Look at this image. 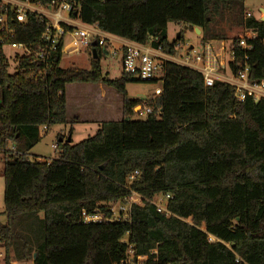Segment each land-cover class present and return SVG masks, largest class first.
<instances>
[{
  "label": "trees",
  "instance_id": "trees-1",
  "mask_svg": "<svg viewBox=\"0 0 264 264\" xmlns=\"http://www.w3.org/2000/svg\"><path fill=\"white\" fill-rule=\"evenodd\" d=\"M244 1L76 0L83 24L168 54L183 42L181 33L168 40L169 22L197 28L204 43L226 40L211 29L215 17L226 15L231 25L256 32L249 49L229 40L235 55L229 66L235 71L245 61L249 79L258 82L264 21L245 11ZM46 23L28 13L12 40L37 53ZM61 47L60 41L46 60L19 58L13 72L0 54L4 264H118L128 249L141 264H264V98L239 101L232 85L205 86L199 72L169 62L151 113L138 118L133 108L143 98L129 99L126 84L141 80L123 71L104 75L105 46L96 44L89 69L61 68ZM68 83L113 88L122 95L121 119L99 122L78 143L65 142L76 122L66 115ZM67 124L68 136L55 143L57 158L29 159L43 127ZM131 191L148 200L168 195L169 214L143 201L131 206L129 221L82 222V211L109 217L107 205L122 203Z\"/></svg>",
  "mask_w": 264,
  "mask_h": 264
},
{
  "label": "built area",
  "instance_id": "built-area-1",
  "mask_svg": "<svg viewBox=\"0 0 264 264\" xmlns=\"http://www.w3.org/2000/svg\"><path fill=\"white\" fill-rule=\"evenodd\" d=\"M28 13H34L47 20L45 31L40 39L42 45L39 52L35 53L31 47L23 43H18L12 39L16 35L15 25L26 20ZM65 14V16H64ZM76 0H51L46 4H41L35 0H0V54L9 64L10 61L18 67V59L21 57L35 56L39 60H46L51 52L56 50L57 44L61 41V53L63 49V39L66 34L76 38L81 47H88L93 41L100 47L105 46L113 37L101 31L96 25L83 24L78 18ZM249 16V14H247ZM66 27H65V26ZM241 33L235 35L237 44L243 49H249V41L256 39V32L253 29L242 26ZM225 40H208L201 43V50L185 42H177L174 49L176 54H168L160 47L152 48L133 41H121V70L124 73L132 74L141 81H154L162 87L164 67L167 63H174L199 72L203 77L205 86H211L216 80L228 83L233 86L235 98L243 101L247 97L254 100L264 98V80L251 81L249 79V67L244 62H237L235 71L231 68L229 76L225 74L226 47ZM230 42V41H229ZM13 50L12 57L6 54L5 48ZM185 48V52L182 50ZM112 54H116L115 51ZM229 61L235 62L234 50L228 47ZM246 59V58H245ZM161 89H159L158 94ZM157 95V94H156ZM144 96L143 103L137 104L133 111L138 118H145L151 113L155 96ZM45 130V127L42 128ZM53 148L56 144L52 145ZM137 172L135 171L134 174ZM133 177L131 176L130 179ZM158 198L146 199L141 194L131 191L123 202L108 204L111 215L105 217L103 213L95 211L93 213L81 212V220L84 223L100 221H129L130 208L133 204H141L143 201L155 205L159 211L169 214L163 205V201L168 195H158ZM117 205V209L115 208ZM132 250L128 249L126 257L118 264H141V258L132 261Z\"/></svg>",
  "mask_w": 264,
  "mask_h": 264
},
{
  "label": "rangeland",
  "instance_id": "rangeland-1",
  "mask_svg": "<svg viewBox=\"0 0 264 264\" xmlns=\"http://www.w3.org/2000/svg\"><path fill=\"white\" fill-rule=\"evenodd\" d=\"M264 8V0H245L243 3V8L245 11H249L252 15L260 18L262 13L258 10L259 6ZM65 16V14H64ZM211 29L214 33L225 35L226 40L224 45L226 51L224 54L226 66L225 74L230 75L231 70L229 66V40L235 35L241 33V29L237 28L226 19V15L222 18L215 17L211 22ZM181 33L183 42L193 45L196 49L201 50L200 43V33L195 32V29L190 28L189 26L183 23H174L169 22L167 25V37L170 42L176 39V35ZM6 54H9L12 57L13 50L8 47L5 48ZM105 51L107 53H105ZM115 51L116 54H112ZM185 52V48L182 50V53ZM121 46L116 41H110L105 45L101 56L99 57V62L101 69L104 75H107L109 78L118 77L121 73ZM92 55L88 47H81L78 45L75 37L66 34L63 39V49L61 54V60L59 66L61 68H79V69H89L90 61ZM9 70L13 72L15 70V65L10 61ZM135 79V78H134ZM160 85L158 83H149L143 81H131L126 84V94L129 99L142 98L144 96H154L158 94ZM71 94V90L69 92ZM116 100L113 101L110 108L99 110L97 113L94 109L87 108L85 114H83V121H80L75 125V132L71 137L72 143H78L83 139L94 134L97 129V124L102 121H118L121 119V109L120 101L122 100V95L117 93L115 95ZM70 115L71 112L69 111ZM137 117L133 115V119ZM68 126L53 125L47 130L40 131V138L35 143V145L28 151L27 156L29 159H36L39 161H45L50 159L57 158V150L52 147L56 143L58 138V133L63 134L62 129L68 128ZM73 126V125H72ZM70 129V128H69ZM3 165H4V155L0 153V225L6 223V216L4 214V178H3ZM158 198V197H155ZM117 209V205H115ZM0 264H4L5 250L3 244L0 242ZM12 264H24L20 262H12ZM30 264V262L26 263Z\"/></svg>",
  "mask_w": 264,
  "mask_h": 264
},
{
  "label": "crops",
  "instance_id": "crops-1",
  "mask_svg": "<svg viewBox=\"0 0 264 264\" xmlns=\"http://www.w3.org/2000/svg\"><path fill=\"white\" fill-rule=\"evenodd\" d=\"M262 6L260 5L258 10H260ZM110 35V34H109ZM113 37V41H116L120 44L121 41H125V39L116 37L114 35H110ZM105 53H107L105 51ZM161 89V86H160ZM71 90V94L68 93ZM117 92L110 87L105 86L102 83H68L65 85V100H66V115L68 119L76 118V122L73 124V131L71 134L75 132V125L80 121H83V114L86 113L87 108L94 109L97 113L99 110L110 108L114 100H116L115 95ZM122 107V100L120 101V109ZM71 112V115L69 113ZM122 115V111H121ZM61 125V126H68ZM70 126L66 129H62L63 134L58 133V136H68ZM1 257V253H0Z\"/></svg>",
  "mask_w": 264,
  "mask_h": 264
},
{
  "label": "water",
  "instance_id": "water-1",
  "mask_svg": "<svg viewBox=\"0 0 264 264\" xmlns=\"http://www.w3.org/2000/svg\"><path fill=\"white\" fill-rule=\"evenodd\" d=\"M259 11L262 13V15H261V17L259 18V20H260V21H264V8H261ZM194 29H195V32H196L197 35H198V33H200V31H199L197 28H194ZM178 38H179V34L176 35V39H178ZM91 47H92V49H91L92 58H93V59H96V58H97V55H96V52H95V47H96V42H95V41H93V42L91 43ZM70 139H71V137L68 136V137L65 139V142H69ZM60 141H61V139H60ZM34 257H35V255H34Z\"/></svg>",
  "mask_w": 264,
  "mask_h": 264
}]
</instances>
